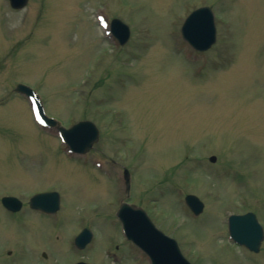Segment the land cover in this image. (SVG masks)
Instances as JSON below:
<instances>
[{"label": "rangeland", "instance_id": "rangeland-1", "mask_svg": "<svg viewBox=\"0 0 264 264\" xmlns=\"http://www.w3.org/2000/svg\"><path fill=\"white\" fill-rule=\"evenodd\" d=\"M39 1L12 12L0 0V196L57 187L75 199L80 222L98 218L96 245L120 242L124 166L130 199L193 264H264V240L253 252L231 241L227 224L254 211L264 226V0H50L43 13ZM201 5L217 24L204 52L181 36ZM113 17L131 29L123 46L101 23ZM19 81L62 125L95 122V150L72 159L8 89ZM187 193L204 201L200 215ZM126 249L124 264H135Z\"/></svg>", "mask_w": 264, "mask_h": 264}, {"label": "water", "instance_id": "water-1", "mask_svg": "<svg viewBox=\"0 0 264 264\" xmlns=\"http://www.w3.org/2000/svg\"><path fill=\"white\" fill-rule=\"evenodd\" d=\"M13 6L22 7L25 0H11ZM111 30L119 42L124 44L130 37V28L119 18L111 22ZM183 37L197 50L209 49L216 41V24L212 8L202 6L193 10L182 26ZM18 90L26 93L32 100L37 118L48 126H56L61 137L75 152L85 153L98 141L100 131L91 120H81L69 128L60 125L54 118L45 115L38 94L30 87L20 84ZM216 161V156H211ZM129 188V173L125 171ZM55 192L41 193L32 198L34 205H42L50 198L56 197ZM16 197L3 198L8 207H14ZM185 201L195 214L204 209V202L195 194L189 193ZM123 223L126 236L148 254L152 264H192L182 253L177 240L160 230L151 220L147 212L136 204L123 203L117 211ZM231 238L238 244L245 245L250 250L258 252L264 240V228L257 215L252 212L244 214H231L228 219ZM90 239L89 230L85 229L76 238L80 248L84 247ZM77 264H88L79 262Z\"/></svg>", "mask_w": 264, "mask_h": 264}, {"label": "flooded vegetation", "instance_id": "flooded-vegetation-1", "mask_svg": "<svg viewBox=\"0 0 264 264\" xmlns=\"http://www.w3.org/2000/svg\"><path fill=\"white\" fill-rule=\"evenodd\" d=\"M49 1H39V13L46 10V3ZM7 2L10 5V1ZM30 4L29 0L26 6L28 9ZM10 7L12 12L22 10L11 5ZM50 175L55 176V172ZM42 192H57L58 195L56 198H50L43 205H34L32 198ZM7 195L19 198L13 203L15 209L4 204L3 197ZM68 195L71 196L72 193ZM68 199L64 190L51 186L34 190L27 194V197L13 193L2 194L0 196V264H76L79 261L90 264H124L128 255L127 245L131 247L133 243L126 240L114 242L113 239L108 238L104 244L96 245L102 229L100 221L96 216L85 214L83 216L86 220L80 222L74 209L75 199ZM123 201L124 199L121 198L120 203ZM84 222L85 224L80 227V223ZM11 223L15 224L13 228ZM68 223L73 227L71 231L66 230ZM119 224L121 226L120 221ZM7 227L11 229L7 230ZM85 228L91 231L92 236L86 246L80 249L75 239ZM132 250H136L135 245L129 248V255L132 254ZM86 253L91 254L86 256ZM130 257L136 262L135 264H141L142 259L131 255Z\"/></svg>", "mask_w": 264, "mask_h": 264}]
</instances>
